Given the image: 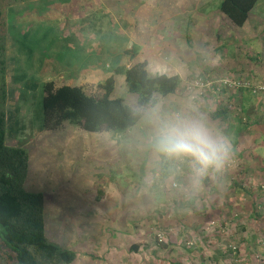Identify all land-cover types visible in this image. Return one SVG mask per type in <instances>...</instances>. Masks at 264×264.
<instances>
[{"label": "rangeland", "instance_id": "1", "mask_svg": "<svg viewBox=\"0 0 264 264\" xmlns=\"http://www.w3.org/2000/svg\"><path fill=\"white\" fill-rule=\"evenodd\" d=\"M103 1L104 9L92 0H25L7 10L4 140L27 151L25 187L39 189L38 180L46 170L39 163L49 161L54 149L62 150L61 154L66 149L86 150L83 166L74 167V173L91 170L94 165L88 167V161H99L95 168L100 170L93 177L87 175L89 180L80 186L74 184L75 174L70 172L69 184L76 188L67 190V184L52 191L60 211L48 209L51 191L42 190L45 235L74 250L76 256L69 264H171L172 254L182 264H264V171L252 170L256 165L264 167V91L249 101L254 106L251 119L261 117L239 133L238 158L213 161L215 150L224 151L223 139L219 120L208 115L218 104L239 111L233 106L235 95L230 94L235 87L226 86L228 89L215 95L221 79L239 78L252 85L264 82V0H258L242 26L229 23L216 9L217 0ZM101 36L103 54L93 59L96 68L103 59L102 71L73 81L94 84L114 63L143 56L150 61L153 52L156 63L148 66L151 74L156 73L152 70L176 71L181 84L202 80L204 85L186 90V94L157 96L148 115L115 137L85 131L66 121L57 129H43L41 82L67 80L75 70L70 65L77 63L89 45H101ZM163 41L169 44L160 45ZM128 42L149 44L128 59L123 53ZM116 43L122 52L118 60L114 59ZM177 51L180 56L174 61ZM230 64L239 71L223 69ZM114 77L113 94L133 99L122 75ZM212 82L217 86H211ZM163 133L180 144L173 158L189 164L185 182L177 189L169 177L158 184L152 180L159 157L147 147L153 135ZM102 151L113 152V156H101ZM189 153L201 156L200 166L187 159ZM204 171L208 175L205 182L198 178ZM57 174L54 171V177ZM232 182L241 185L236 188ZM191 193L196 194L193 209L182 201ZM67 197L69 213L62 210ZM158 208L163 214H156ZM153 236L171 239L174 249L164 253L157 248L151 257ZM135 241L141 242L139 250L127 251V245ZM187 243L193 244L190 251L183 247ZM223 248L230 252L225 255Z\"/></svg>", "mask_w": 264, "mask_h": 264}, {"label": "trees", "instance_id": "2", "mask_svg": "<svg viewBox=\"0 0 264 264\" xmlns=\"http://www.w3.org/2000/svg\"><path fill=\"white\" fill-rule=\"evenodd\" d=\"M21 1L25 0H0V264H69L76 256L74 250L51 241L45 235L42 190L25 187L28 157L26 149L19 145H9L4 140L6 129L4 105L7 99V10ZM257 2L258 0H217L215 7L230 24L242 26ZM140 47V44L131 43L123 49V53L128 59L135 58ZM147 63L148 59L145 57L134 59L128 64L127 62L115 63L111 71L94 84L57 83L53 79L42 81L41 127L53 130L66 121L85 131L106 132L110 135L109 137H115L127 131L145 113L148 115V108L154 105L157 96L168 93L185 92L186 94L188 90L186 88L190 82L181 84L178 74L173 72L151 74L147 69ZM114 74L122 75L126 91L132 93L133 99L125 100L123 96L113 94ZM211 86L215 87L217 83L212 82ZM226 89L228 88L220 83L216 90L218 93L215 95ZM234 89L236 90L229 91L232 97L235 95L233 106L237 105L239 111L229 110L226 104H218L208 110V115L212 120H219L221 125L219 134L230 143V147L225 149V156L238 158L241 156V150L236 148L238 135L242 129L248 128L251 121V110L247 104L258 91L253 92L251 86ZM240 112L243 113L242 116ZM147 148L159 157L155 169L152 170L156 172V175L152 173L154 183L169 177L170 181L175 182V189L179 184H184V174L189 164L187 161H178L173 158L175 151L180 148L176 138L165 133L153 135ZM200 153L203 154L202 151ZM144 157L139 165L141 176H144L143 166L146 160ZM187 159H191L195 166H200L202 163L201 156L194 154L189 153ZM215 160L216 158H213V161ZM198 178L205 182L208 175L205 172ZM232 184L236 188L241 185L238 182H232ZM256 195L257 193L254 196ZM195 196L196 194L191 193L183 197L182 201L186 207L194 208ZM256 205L255 201L254 208ZM158 209H155L156 214H163L160 208ZM260 213L258 212V215H261ZM214 230L220 233L219 229L214 228ZM140 244L139 241L131 242L126 250L137 252ZM150 244H153L151 257L157 248L164 250V253L174 249L173 242L168 238L153 236ZM183 247L185 251H190L193 244L187 243ZM222 252L227 255L230 249L223 248ZM180 253L179 251L177 254ZM177 256L173 254L170 256L171 264H182Z\"/></svg>", "mask_w": 264, "mask_h": 264}, {"label": "crops", "instance_id": "3", "mask_svg": "<svg viewBox=\"0 0 264 264\" xmlns=\"http://www.w3.org/2000/svg\"><path fill=\"white\" fill-rule=\"evenodd\" d=\"M92 3L93 4H98V5H100L101 6V9H104L103 7H107L106 6V4H104V1L103 0H92ZM106 3V2H105ZM106 9V8H105ZM101 13H103L102 11H101ZM106 13V12H105ZM107 13H112V12H107ZM181 19V18H180ZM244 24V23H243ZM242 24V25H243ZM244 25H246V24H244ZM117 27V26H116ZM116 29V31H117V28H115ZM70 32H72V30L70 31ZM68 34H69V32H68ZM116 34V33H115ZM79 37V36H78ZM97 38V37H96ZM100 39V42H101V45H98V43L97 44H91V45H89L88 46V48H87V50L84 52V53H80L81 55L80 56H78V61H77V63H73V65H70L72 68H75V70H73V71H71V73H74V74H68L69 75V77H68V79L67 80H64V82H66V83H76L75 81H73L74 79L73 78H76V77H80V76H82L83 78L84 77H88V76H93L96 72H101L102 70H101V66L103 67V59L100 61V62H98V68H96L95 67V60L93 59V57L95 56V55H98V53H99V55H100V58H101V56H102V54H103V52H102V41H101V38H102V36L101 37H99ZM91 39V38H90ZM165 40V39H164ZM85 41V40H84ZM129 43L130 42H128L127 44H126V46H128L129 45ZM149 44V43H148ZM148 44L147 43H145V42H141L140 43V45H141V47L140 48H142L143 47V49L145 50L146 48H147V46H148ZM169 43H167L166 41H163L162 43H160V45H162V46H166V45H168ZM116 46H117V48H116V50H115V55H114V59L115 60H118V58H119V56H120V53H122V52H120L119 51V49H118V44L116 43ZM91 47V48H90ZM168 49V48H167ZM166 49V50H167ZM184 49V48H183ZM183 52H184V50H182ZM170 52L169 51H167L166 52V57H165V59L167 58V56H168V54H169ZM179 56H180V53L177 51L176 53H175V58H176V60L174 59V61H177V59H179ZM144 57V56H143ZM150 57H151V60L149 61V59H148V63H147V69H148V71H149V73H150V70H149V67L148 66H154V63H156V59L154 58V54H153V52H152V54H150ZM66 64V63H65ZM115 64V63H114ZM128 64V63H127ZM126 64V65H127ZM159 64H161V63H159ZM114 66V65H113ZM155 66H156V64H155ZM59 68L61 69V67L59 66ZM151 69H153V68H151ZM224 70H226V71H239V69L240 68H238V67H234V66H232L231 64L230 65H226L224 68H223ZM76 70H78V72H80L81 71V73H79V74H77L76 75ZM156 72V73H158V72H166V71H163V70H152L151 72ZM68 73H70V71L68 72ZM167 73H170V72H167ZM173 73H177L178 74V72H176V71H174ZM58 75H60L61 76V73H58ZM178 76H179V74H178ZM62 77V76H61ZM247 107L248 108H250L251 109V107H254L253 106V103H248L247 104ZM261 117V116H260ZM260 117H258L257 115H255L252 119H250L251 121H250V124H251V122H254V121H257L258 120V118H260ZM254 119V121H252ZM255 119H257V120H255ZM222 139H223V142L222 143H220V145H221V148H223V150L224 151H221V152H217V150H215L214 152H216L217 154L215 155V158H216V160L217 161H221L222 163H223V159L224 160H226V159H231V157L230 156H225V149H227L228 147H230V143L225 139V138H223V137H221ZM226 144V145H225ZM237 146H238V140H237V144H236V148H237ZM216 147L217 146H215V147H213V150L214 149H216ZM76 149V148H75ZM75 149H70V150H64L63 152H62V154L60 153L62 150H53L52 152H51V155H50V160L47 162L46 161V163H44V162H40L39 164V166H40V168L42 169V168H46V170H45V172H43L41 175H40V178H39V176H37V178H39V186L40 187H38L39 189H37V190H43L44 188H49V190L51 191L50 192V198H49V200H48V209H54V210H59L60 211V206L59 205H56V203L55 202H53V200H55L56 199V197L53 195V193H52V191L53 190H57V189H59V188H61V186L63 187L64 185L66 186L67 184H69V182H70V180H69V178L68 177H70V172L71 173H74V171H73V169H74V167H78V168H81L83 165H82V157H85V154H86V150L85 151H82V150H80V148L79 149H76V151H74ZM222 150V149H221ZM229 152V151H228ZM96 153V152H95ZM230 155V154H229ZM101 156H105V157H112L113 156V152H111V154H107V152H101ZM27 161H28V157H27ZM97 162H99V161H97ZM97 162H91V161H88V167H92L93 165V167L91 168V170H83V171H81V170H79L78 171V173H74L75 174V178L73 179L74 181L73 182H75L74 184H76V186H80V184L83 182V181H86V179L87 180H89L88 179V177H87V175H89L90 177H93L95 174H96V171H99L100 170V168H95V166L97 165ZM46 164H48V165H46ZM257 167H256V169L255 168H252V170L253 171H261V172H263L264 171V167L262 166V164H260V165H256ZM87 167V168H88ZM243 167V166H242ZM249 169V168H248ZM54 171H55V173L57 172L58 174L56 175V177H54ZM90 172H92V174H90ZM92 175V176H91ZM62 178V179H61ZM26 181H24V183H25ZM30 182H31V184H33V182H32V179H30ZM46 183V184H45ZM57 183V184H56ZM54 184H56V186L54 185ZM59 184V185H58ZM63 184V185H62ZM70 185V184H69ZM76 186H68V189L67 190H70V189H73V188H76ZM42 187V188H41ZM64 188V187H63ZM44 197H45V194H44ZM69 199H70V197L68 198H66V199H64V201L62 202V207H63V211L65 212V213H69V211L70 210H68V208H70V205H71V203L69 202ZM51 203V204H50ZM77 204L76 205H82V204H80L79 202H76ZM43 205H44V200H43ZM54 207H56V209L54 208Z\"/></svg>", "mask_w": 264, "mask_h": 264}, {"label": "built area", "instance_id": "4", "mask_svg": "<svg viewBox=\"0 0 264 264\" xmlns=\"http://www.w3.org/2000/svg\"><path fill=\"white\" fill-rule=\"evenodd\" d=\"M225 86L229 87H243V86H251V90L253 92L256 91H264V82L251 85L247 80H242L239 78H230V79H221V82ZM204 83L202 80H193L187 85V89L191 90L192 88H197V87H203Z\"/></svg>", "mask_w": 264, "mask_h": 264}]
</instances>
